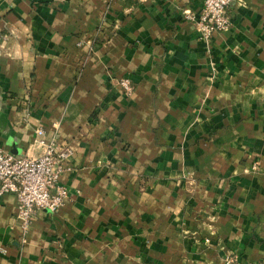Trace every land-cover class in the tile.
Instances as JSON below:
<instances>
[{
    "label": "crops",
    "instance_id": "crops-1",
    "mask_svg": "<svg viewBox=\"0 0 264 264\" xmlns=\"http://www.w3.org/2000/svg\"><path fill=\"white\" fill-rule=\"evenodd\" d=\"M201 8L0 0V151L70 152L56 212L0 196V264H264V0Z\"/></svg>",
    "mask_w": 264,
    "mask_h": 264
},
{
    "label": "built area",
    "instance_id": "built-area-1",
    "mask_svg": "<svg viewBox=\"0 0 264 264\" xmlns=\"http://www.w3.org/2000/svg\"><path fill=\"white\" fill-rule=\"evenodd\" d=\"M147 3L152 0H135ZM231 0H202V8L196 21V30L204 39L229 27L227 10ZM186 18H190L185 13ZM126 93L131 91L127 81H120ZM32 144L41 149L39 155L14 156L0 151V196L14 195L18 203V218L26 227L35 210L56 212L67 198V190L58 184L60 174L65 171L70 152L53 139H47L42 129L35 131ZM231 264H256L228 258Z\"/></svg>",
    "mask_w": 264,
    "mask_h": 264
}]
</instances>
